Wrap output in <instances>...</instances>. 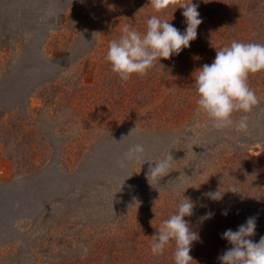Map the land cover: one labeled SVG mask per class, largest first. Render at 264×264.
Returning a JSON list of instances; mask_svg holds the SVG:
<instances>
[{"label":"rangeland","instance_id":"1","mask_svg":"<svg viewBox=\"0 0 264 264\" xmlns=\"http://www.w3.org/2000/svg\"><path fill=\"white\" fill-rule=\"evenodd\" d=\"M147 3L0 0V264L134 261L146 223L177 210L158 208L161 198L190 194L188 181L208 177L235 145L264 151V99L244 114L246 131L236 126L243 115L217 129L198 110L194 73L211 64L206 50L128 81L111 71L119 21ZM136 143L145 156L121 167ZM169 153L168 176L151 187L150 163Z\"/></svg>","mask_w":264,"mask_h":264},{"label":"clouds","instance_id":"2","mask_svg":"<svg viewBox=\"0 0 264 264\" xmlns=\"http://www.w3.org/2000/svg\"><path fill=\"white\" fill-rule=\"evenodd\" d=\"M174 4L176 10H183L182 16L186 25L184 31H180L163 18ZM145 7H150L158 14L147 19L146 30L140 33L132 26L125 27L119 38L111 40L108 46L106 60L111 66V71L122 81H128L134 76L143 77L157 61L161 64V60L179 56L197 39V30L203 23L198 11L199 4L195 0H148ZM257 73H264V44L234 40L230 46L216 50L214 61L204 64L194 73L198 110L205 114L217 129L231 126L234 123V113H249L258 104V98L248 84L250 74ZM236 126L239 131H246L247 116H241ZM135 130L136 128L127 137ZM145 153L143 144L132 145L124 153L120 161L121 167L126 166V162H139ZM173 160L169 153L158 162L150 163L145 179L151 187L154 182L158 183L168 176ZM225 193L219 187L204 193V196L213 202H219ZM196 206L191 198L183 195L175 213L163 221L151 238L153 256L163 255L169 245H174V264L195 262L190 253L193 244L200 240V234L192 229L186 217L194 215ZM222 215L227 216V210L223 211ZM213 217L214 213L208 211L199 217V220L203 223ZM256 229L257 218L250 216L236 230H225L221 238L231 247L217 258L218 264H264V237L258 242L252 239L256 235Z\"/></svg>","mask_w":264,"mask_h":264},{"label":"trees","instance_id":"3","mask_svg":"<svg viewBox=\"0 0 264 264\" xmlns=\"http://www.w3.org/2000/svg\"><path fill=\"white\" fill-rule=\"evenodd\" d=\"M195 2L199 4L198 11L203 23L197 30V39L191 42L190 48L184 49L179 56H175L174 61L180 59L186 61L185 57L187 61L191 60L194 51L204 52L206 50L212 63L216 57V50L230 46L234 40L242 43L264 44V0H195ZM144 6L140 8L145 13L135 15L137 19L132 14L134 9L125 12L123 26L119 21L116 32L122 33L121 29L128 27V23L137 31L141 29L144 32L147 19L152 15H157L153 9L150 7L145 9ZM175 10V4L170 6L163 18L170 21L180 31H184L186 27L184 17L178 15L183 10L177 9L176 12ZM251 78L253 91L257 98L264 99V73L250 74L249 79ZM235 114L239 117L245 113ZM250 151L251 149L235 145L234 149L228 152L226 158L223 159L222 165H219L218 161L213 163L214 167L209 168L208 177L201 181H197L199 177L188 181L190 194L186 191L178 195L176 200L161 198L158 201V208L164 205L166 211L168 208H177L183 195L191 198L197 205L194 215L190 218L186 217L192 229L200 234V240L193 244L190 253L196 264H218L217 258L231 247L221 238L222 233L227 229L236 230L250 216L257 218L256 235L252 239L258 242L261 237H264V151L258 155H252ZM191 162L188 163L189 167H191ZM205 171L206 169H201L200 175ZM219 187L221 191L226 192L222 201L213 202L204 196V193L214 191ZM178 188L180 192L181 189ZM225 210L228 212L227 216L222 215ZM156 211L150 214L154 217ZM208 211L213 212L214 217L201 223L199 217ZM160 226L158 224L150 226L146 223V228H151V230L145 234L147 237L141 239L142 255L134 261L124 256V261L122 260L120 264H174V245L166 248L161 256L155 257L151 253V238ZM201 231H205L204 236ZM97 264L106 263L97 260Z\"/></svg>","mask_w":264,"mask_h":264}]
</instances>
